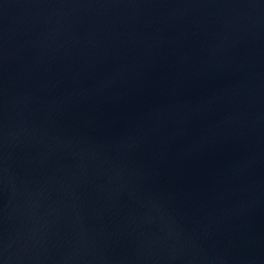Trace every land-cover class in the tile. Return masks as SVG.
<instances>
[{
  "label": "water",
  "instance_id": "obj_1",
  "mask_svg": "<svg viewBox=\"0 0 264 264\" xmlns=\"http://www.w3.org/2000/svg\"><path fill=\"white\" fill-rule=\"evenodd\" d=\"M0 264H264V0H0Z\"/></svg>",
  "mask_w": 264,
  "mask_h": 264
}]
</instances>
